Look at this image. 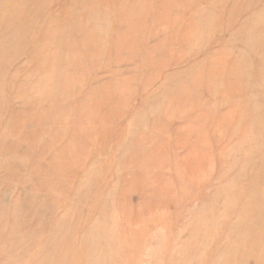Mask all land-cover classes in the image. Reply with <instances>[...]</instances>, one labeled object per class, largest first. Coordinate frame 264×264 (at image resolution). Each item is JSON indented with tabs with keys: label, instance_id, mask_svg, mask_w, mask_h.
<instances>
[{
	"label": "rangeland",
	"instance_id": "374dc122",
	"mask_svg": "<svg viewBox=\"0 0 264 264\" xmlns=\"http://www.w3.org/2000/svg\"><path fill=\"white\" fill-rule=\"evenodd\" d=\"M0 264H264V0H0Z\"/></svg>",
	"mask_w": 264,
	"mask_h": 264
}]
</instances>
